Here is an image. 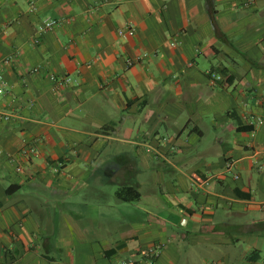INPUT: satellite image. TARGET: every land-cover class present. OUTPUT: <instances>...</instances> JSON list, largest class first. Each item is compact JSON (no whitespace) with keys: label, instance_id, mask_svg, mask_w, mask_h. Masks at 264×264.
Wrapping results in <instances>:
<instances>
[{"label":"crops","instance_id":"obj_1","mask_svg":"<svg viewBox=\"0 0 264 264\" xmlns=\"http://www.w3.org/2000/svg\"><path fill=\"white\" fill-rule=\"evenodd\" d=\"M0 72V264H264V0H0Z\"/></svg>","mask_w":264,"mask_h":264},{"label":"built area","instance_id":"obj_2","mask_svg":"<svg viewBox=\"0 0 264 264\" xmlns=\"http://www.w3.org/2000/svg\"><path fill=\"white\" fill-rule=\"evenodd\" d=\"M31 10H34L33 7H31ZM59 20L56 19H48L45 20L41 27L39 28V30L41 32L47 31L52 29L54 26L59 25ZM118 34L123 36L125 34H127L128 36H132L133 35V29L131 27L127 28V29H119L118 30ZM132 64V62H129L128 65L130 66ZM209 78L211 80L212 83H217V82H223V78L220 75L214 74V73H209ZM71 81V79L69 77H61V78H57V79H53V82H55V84L57 86H63V85H67L69 84ZM7 93L6 90V83L4 80V77L2 75V73L0 72V98L4 97L5 94ZM2 118L7 119L8 117L6 115L2 116ZM250 125L253 126H259L261 124H263L262 119L257 118V119H251L249 121H247ZM33 153V148H27V149H22L21 150V155L27 157L28 154ZM20 169L17 168V171H19ZM159 253V247L152 245L146 249H144L143 251L140 252L138 259L136 260H129V259H124V260H120L117 264H152L153 260L157 257Z\"/></svg>","mask_w":264,"mask_h":264},{"label":"trees","instance_id":"obj_3","mask_svg":"<svg viewBox=\"0 0 264 264\" xmlns=\"http://www.w3.org/2000/svg\"><path fill=\"white\" fill-rule=\"evenodd\" d=\"M109 253H111V252H107V254H109Z\"/></svg>","mask_w":264,"mask_h":264}]
</instances>
